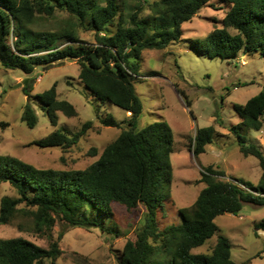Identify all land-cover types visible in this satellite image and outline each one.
<instances>
[{
  "label": "trees",
  "instance_id": "1",
  "mask_svg": "<svg viewBox=\"0 0 264 264\" xmlns=\"http://www.w3.org/2000/svg\"><path fill=\"white\" fill-rule=\"evenodd\" d=\"M134 1L127 11H119L117 0H106L103 6L98 0H0L2 68L29 75L37 67L48 69L65 60H76L78 79L92 97L130 113L124 128L111 116L98 120L101 126L120 132L98 159L83 170L38 169L15 157L0 156V183H7L17 195L0 200V226L8 225L22 213L31 218L39 232L50 231L56 221L67 228H100L108 232L102 219L111 218L114 205L129 212L141 206L142 225L134 241L125 243L119 264H236L231 260L229 240L223 236L217 237L210 255L193 254L192 250L218 232L214 223L217 216H236L243 203L264 206V152L244 136V131H259L264 126V89L244 105L233 106L240 123L228 128L240 154L258 161L261 175L257 186L244 184L249 190L244 191L237 186L238 182L223 181L224 171L207 166L197 180L204 187L193 204L177 209L179 225L158 231L157 211L173 199V131L165 121L136 129L142 104L133 82L140 76L142 52L163 50L179 42L182 25L211 0ZM219 1L227 7L221 27L214 28L204 40L193 42L192 47L209 59L231 60L238 53H255L264 58V0ZM145 6L151 16L141 18ZM55 11L66 12L78 27L94 32V43L57 48L54 43L59 36L30 28L37 15L51 17ZM110 26L115 30L107 34ZM64 36L78 41L72 31ZM33 82L29 80L22 88L27 103L21 121L28 129L35 128L38 121L33 101L54 128L58 125V113L66 118L77 116L73 105L57 98L56 84L32 96ZM185 102L191 106L187 98ZM91 127L92 122L87 121L73 134L56 129L34 145L69 148ZM215 134L212 126L196 130L188 151L195 157L205 153ZM21 204L28 209H18ZM254 229L264 232V218L254 224ZM63 233L49 243L48 249L22 238L0 239V264L54 262L61 254L58 243Z\"/></svg>",
  "mask_w": 264,
  "mask_h": 264
},
{
  "label": "rangeland",
  "instance_id": "2",
  "mask_svg": "<svg viewBox=\"0 0 264 264\" xmlns=\"http://www.w3.org/2000/svg\"><path fill=\"white\" fill-rule=\"evenodd\" d=\"M105 1L98 0L101 6ZM117 4L119 11H127V7H132L135 1L117 0ZM226 11V5L219 0H211L182 25L183 34L179 42L163 50H145L141 54L140 76L133 82L142 104L136 129L165 121L173 131V199L165 202L164 207L157 211L158 231L170 225H179L177 209L193 204L204 187L197 180L205 167L212 166L224 171L225 178L222 180L240 183V186L237 185L240 189L244 184L256 187L261 175L258 161L240 154L228 128L240 123L233 106L244 105L264 89V58L255 53H238L231 60L209 59L192 47L193 42L204 40L214 28L221 27ZM139 16H151L148 6ZM30 28L59 36L54 43L57 48L94 43V32L78 27L74 19L63 11H55L51 17L37 15ZM114 30L110 26L106 33L112 34ZM69 31L78 41L64 36ZM9 41H13V36H10ZM29 80H34L32 96L56 84L57 98L73 105L77 116L66 118L58 113V125L54 128L50 126L39 104L33 101L38 121L35 128L28 129L22 123L21 115L27 103L22 88L27 86ZM181 92L191 103L190 107ZM129 114L109 103L102 104L91 96L78 79L76 60H65L48 69L37 67L29 75L18 70H5L0 66V156L15 157L38 169L83 170L98 159L103 149L120 132L113 127L101 126L98 120L111 116L116 122L123 123L124 128ZM87 121L92 122L91 129L69 148H40L34 145V142L46 138L56 129H63L69 134L76 133ZM211 126L216 131L212 144L205 153L195 157L188 151L189 140L193 139L196 130ZM244 133L249 143L257 145L264 152V126L259 131ZM93 150L96 155H93ZM3 197L17 198L16 192L7 183H0V200ZM17 208L28 209L23 204ZM143 212L141 206L129 212L114 205L111 218L102 219L104 229L108 232L100 228H67L59 221L50 231L39 232L31 218L19 213L8 225L0 226V239L22 238L48 249L49 243L64 232L58 243L61 251L59 258L54 262L43 260L40 264H119L118 258L125 243L134 241L142 225ZM262 218L264 206L243 203L236 216H217L214 223L218 232L193 249L192 253L210 255L217 237L223 236L231 245L233 262L264 264V232L254 229V224Z\"/></svg>",
  "mask_w": 264,
  "mask_h": 264
},
{
  "label": "built area",
  "instance_id": "3",
  "mask_svg": "<svg viewBox=\"0 0 264 264\" xmlns=\"http://www.w3.org/2000/svg\"><path fill=\"white\" fill-rule=\"evenodd\" d=\"M240 186V185H239ZM244 191H248L244 186H241Z\"/></svg>",
  "mask_w": 264,
  "mask_h": 264
},
{
  "label": "crops",
  "instance_id": "4",
  "mask_svg": "<svg viewBox=\"0 0 264 264\" xmlns=\"http://www.w3.org/2000/svg\"><path fill=\"white\" fill-rule=\"evenodd\" d=\"M127 114H128V113H127ZM207 147H208V146H207ZM207 147H206V148H207ZM206 148H205V151H206Z\"/></svg>",
  "mask_w": 264,
  "mask_h": 264
}]
</instances>
